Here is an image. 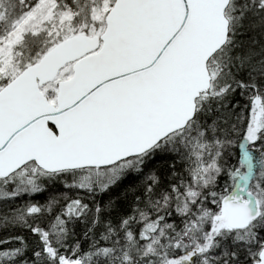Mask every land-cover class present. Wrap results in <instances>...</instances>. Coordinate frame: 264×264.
Wrapping results in <instances>:
<instances>
[{"label": "snow or ice", "instance_id": "snow-or-ice-1", "mask_svg": "<svg viewBox=\"0 0 264 264\" xmlns=\"http://www.w3.org/2000/svg\"><path fill=\"white\" fill-rule=\"evenodd\" d=\"M0 264H264V0H0Z\"/></svg>", "mask_w": 264, "mask_h": 264}]
</instances>
